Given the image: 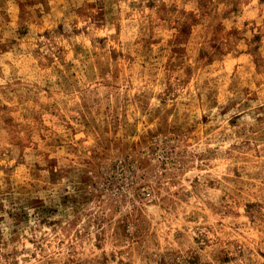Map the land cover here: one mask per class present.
<instances>
[{"label":"clouds","instance_id":"9594fccd","mask_svg":"<svg viewBox=\"0 0 264 264\" xmlns=\"http://www.w3.org/2000/svg\"><path fill=\"white\" fill-rule=\"evenodd\" d=\"M103 3L0 0V264H264V0Z\"/></svg>","mask_w":264,"mask_h":264},{"label":"rangeland","instance_id":"374dc122","mask_svg":"<svg viewBox=\"0 0 264 264\" xmlns=\"http://www.w3.org/2000/svg\"><path fill=\"white\" fill-rule=\"evenodd\" d=\"M42 3H44V7H45V11L49 10L48 4H47V0H41ZM149 7H153L154 6V0H150V3L148 5ZM100 7L103 9L104 7V3L103 0H100ZM108 12L111 11V8L109 6V8L107 9ZM37 13L39 15V9H37ZM105 15L104 12L101 13V16L99 17V19H103V16ZM26 31V29H22L21 30ZM57 32H61L63 31V25H58ZM43 35L45 36H50V33L48 32V30H45V32L43 33ZM14 43V42H13ZM238 119V117L234 118L232 121H230V124L235 125L236 120ZM37 167H39V165H37ZM146 213L152 217L155 218H159L160 216V209L156 208V207H148L146 209ZM45 227H51V225H45ZM13 232H16V229L12 230ZM53 231H55V229H53ZM181 233H177V235H180ZM27 239V243L32 244L33 247H37L38 246L33 242L34 238H26ZM43 239V237H42ZM12 243H21L20 237L19 236H13L11 238ZM98 247V246H97ZM28 251H30L28 248L26 247H21V248H14L12 253L6 254L5 258H11L13 260V264H20V261L15 260L16 256H20L22 257L24 262H27V260L29 259V257L27 255H25V253H27ZM123 253L121 251H111L109 250L105 255H104V261L105 264H108L109 260H111L112 264H124L123 260H118V256H122ZM36 256V253L33 252L32 253V258L34 259Z\"/></svg>","mask_w":264,"mask_h":264}]
</instances>
